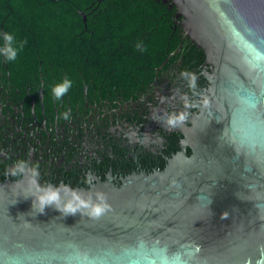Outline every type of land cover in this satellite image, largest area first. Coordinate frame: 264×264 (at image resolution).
Here are the masks:
<instances>
[{"label": "water", "instance_id": "water-1", "mask_svg": "<svg viewBox=\"0 0 264 264\" xmlns=\"http://www.w3.org/2000/svg\"><path fill=\"white\" fill-rule=\"evenodd\" d=\"M161 1L215 66L193 156L77 189L105 193L99 219L37 214L24 180L0 182V264H264V0Z\"/></svg>", "mask_w": 264, "mask_h": 264}, {"label": "flooded vegetation", "instance_id": "flooded-vegetation-1", "mask_svg": "<svg viewBox=\"0 0 264 264\" xmlns=\"http://www.w3.org/2000/svg\"><path fill=\"white\" fill-rule=\"evenodd\" d=\"M83 19L86 24L87 16ZM87 36L89 53L101 51L102 64L89 59L84 67L78 64L76 79L69 78L70 67L45 66L42 60L17 74L1 55L0 182L24 180L8 174L24 160L39 165L42 185L90 189L112 181L121 186L135 175L164 172L183 151L193 156L185 131L204 125L201 101L215 68L204 51L200 55L183 37L191 43L183 40L156 66V58L144 53L142 38L128 51L127 39L117 34H105L99 42L94 32ZM185 70L197 76L198 95L180 75ZM65 79L72 87L57 101L52 88ZM183 97L192 107H183ZM182 111L188 113L185 122L164 124L168 115ZM64 112L70 121L61 118Z\"/></svg>", "mask_w": 264, "mask_h": 264}, {"label": "trees", "instance_id": "trees-1", "mask_svg": "<svg viewBox=\"0 0 264 264\" xmlns=\"http://www.w3.org/2000/svg\"><path fill=\"white\" fill-rule=\"evenodd\" d=\"M182 20L175 6L161 0H0V48L5 46L4 33H10L18 54L8 63L17 74L42 60L45 66L70 67L67 74L76 79L75 66H85L87 59L100 62L104 56L101 51L89 53V32L98 42L108 33L126 38L128 51H135L142 38L144 53L156 58L158 66L183 42Z\"/></svg>", "mask_w": 264, "mask_h": 264}, {"label": "clouds", "instance_id": "clouds-1", "mask_svg": "<svg viewBox=\"0 0 264 264\" xmlns=\"http://www.w3.org/2000/svg\"><path fill=\"white\" fill-rule=\"evenodd\" d=\"M5 46L0 48V54H3L6 61H14L17 58L18 49L14 47L15 38L10 33H4ZM139 47V45H138ZM23 48V43L20 44ZM183 78L188 79V86L193 90V95H198L195 92L197 76L188 71H182L180 74ZM72 81L65 79L62 83L56 84L52 88V94L57 101L64 97L72 87ZM204 107L209 106V100L205 97L202 101ZM183 107L185 109L192 107L187 97H183ZM64 121H70L71 117L68 112H64L61 116ZM188 119L187 112L172 113L164 120V124L168 127H178L181 123ZM9 175L12 177H23L24 183H17L16 187L20 188L24 193V199L34 198L32 210L37 214H44L47 207H53L56 211L62 214V217L76 215L80 213L82 216H88L91 219H99L111 210V206L107 202L105 193L97 191L95 200L93 194H85L81 190L69 187L66 184L52 185L46 183L43 186L39 183L40 171L38 164L29 166L28 162L18 160L15 165L9 169ZM26 184V186H25ZM87 196V198H85ZM17 203V202H16ZM226 218V217H223Z\"/></svg>", "mask_w": 264, "mask_h": 264}]
</instances>
